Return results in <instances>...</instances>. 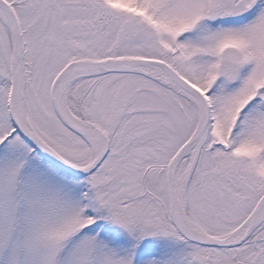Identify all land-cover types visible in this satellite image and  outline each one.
<instances>
[{"label": "snow or ice", "instance_id": "6c2138e0", "mask_svg": "<svg viewBox=\"0 0 264 264\" xmlns=\"http://www.w3.org/2000/svg\"><path fill=\"white\" fill-rule=\"evenodd\" d=\"M0 264H264V0H0Z\"/></svg>", "mask_w": 264, "mask_h": 264}]
</instances>
